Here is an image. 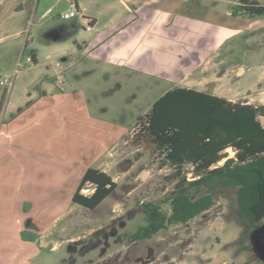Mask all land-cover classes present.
I'll return each mask as SVG.
<instances>
[{"label": "rangeland", "instance_id": "374dc122", "mask_svg": "<svg viewBox=\"0 0 264 264\" xmlns=\"http://www.w3.org/2000/svg\"><path fill=\"white\" fill-rule=\"evenodd\" d=\"M79 1L99 21L94 31H87V23L79 16L65 17L68 0H27L24 12L0 27V77L10 81L0 85V130L9 131L11 123L24 126L15 135L18 146H13L23 159H9L17 165L30 161L34 165L33 151L41 152L44 156L36 163L46 169L41 174V196L34 198L33 190H24L8 200L16 208L9 206L8 215L0 214V264H243L259 260L252 247L245 249L251 246L250 238L240 241L243 230L234 220L236 202L231 190L187 224L169 226L150 239L134 241L133 236L149 224L144 204L160 203L165 214L171 213L164 199L180 180L177 168L163 154L155 147L147 150L143 139L137 138L138 122L175 83L193 86L198 82V89L264 110L263 17L232 14L233 6L247 0ZM257 1L264 5V0ZM20 4L21 0H0V22ZM135 4L155 5L172 15L165 24L160 17L157 26L151 21L146 27L154 36L150 38L153 47L139 48L144 60L135 48L134 58L124 65L96 59L78 48L111 23L132 17L127 5ZM255 20L259 22L248 28ZM66 27L70 31L65 38L54 41ZM137 30L129 33L133 36ZM33 50L38 61L30 63ZM259 119L264 126V116ZM227 152L235 156L232 149ZM91 167L105 171L118 184L94 210L71 199ZM192 168L187 164L182 176L195 179ZM93 192L92 186L82 191L88 196ZM55 215L60 218L56 224Z\"/></svg>", "mask_w": 264, "mask_h": 264}, {"label": "trees", "instance_id": "16d2710c", "mask_svg": "<svg viewBox=\"0 0 264 264\" xmlns=\"http://www.w3.org/2000/svg\"><path fill=\"white\" fill-rule=\"evenodd\" d=\"M233 6L232 14L263 17L264 6L250 0ZM33 62L35 60L32 51ZM264 110L250 103H239L187 87L167 91L136 126L137 138L144 147H155L177 169L180 180L164 199L171 208L165 214L159 203H146L143 211L148 226L140 229L134 241L150 239L161 230L189 221L211 210L226 190L234 191V220L243 230L244 243L250 233L264 223ZM235 152L230 157L228 150ZM224 162L221 166L219 164ZM192 165L195 179L182 176ZM94 187L92 195L82 193ZM111 175L96 168L83 174L73 203L97 209L117 189ZM250 250L251 246H246ZM243 264H263L261 260Z\"/></svg>", "mask_w": 264, "mask_h": 264}, {"label": "crops", "instance_id": "0c3cea01", "mask_svg": "<svg viewBox=\"0 0 264 264\" xmlns=\"http://www.w3.org/2000/svg\"><path fill=\"white\" fill-rule=\"evenodd\" d=\"M152 1H155L157 3L160 0H152ZM26 2L27 0H21V4L19 5L18 9H15L12 12L8 10L9 13H6L7 17H4V19H2V22H0V27L5 25L7 22L6 20H8L9 18L14 17L17 14L23 13L24 8L26 6L25 4ZM75 2L77 3L82 13V16L84 17V19L83 18L82 19L87 24H88V21L91 22V26H92L91 31H94V29L99 24V21L96 18L88 15L87 13L89 12L88 7L85 6L81 1L75 0ZM153 6L155 5L137 6L135 4L130 8L127 5L129 10L132 9L131 10L133 14L132 17L130 18L125 17L122 19V21L111 23V25L105 27V30L97 32L90 42H84L83 45L78 44L77 45L78 48L83 51L84 50L88 51V53L92 54L94 58L103 60L107 63H113V64L118 63L120 65H124L125 63L127 64L128 62H131L132 59L134 58V55H133L134 52H132L134 48H135V51H140L138 58L142 56V59H143L145 57L143 50L139 48L140 47H148V48L153 47V43L150 42L152 41L150 38H153L154 35H152V33H149L146 27L151 23V21L156 22V26H157V21H158V18L160 19V17H164V19L161 18L163 24H165L166 21H170L172 18L171 13H168L167 11H163L160 8H154ZM139 16L142 17V19H140ZM258 22L259 21H256V20L251 22L248 28L252 27ZM124 25H129V26L125 27ZM73 28L76 29V25H73ZM133 28L134 29L138 28V30L136 31L135 35L131 36L130 31ZM59 31L60 32H57V36L54 39V41H59V40L64 39L66 34L70 31V28L69 27L61 28ZM125 31H128V32H125ZM51 35L49 37H51ZM104 48H106L107 51L102 50ZM33 51L35 54V60L38 61L37 52L35 50ZM60 78H62V76ZM158 78L161 80L168 81V82H173V78H167L165 76L164 77L158 76ZM175 87L193 88V89L207 92L213 95L221 96L217 92H208L204 89H198V82L194 84L193 86L189 84L175 83ZM221 97H225V96H221ZM21 110H23L22 107H21ZM7 111H8V108L6 109V112ZM18 125L19 124L11 123L10 127L12 129L10 128L9 131L0 130V137H1L0 139V206L2 207L0 209V214L3 213L4 215H8L9 206H12L15 208L17 206L16 204H13V202L8 201V200L19 197L20 193L24 192V190L28 192H31V190H33L34 195H35L34 198H36V196L38 197L41 196V194L43 193L42 192L43 178H41V174L44 171H46V169H43L37 166L36 162L38 161V158H42L44 155H42L41 152L33 151L35 152L34 153L35 155L33 158L37 160L34 163V165L31 161L27 165L25 164L23 166L17 165L15 161H14L15 163H13V160L9 159L11 157L13 159H15L16 157L19 158L20 156L23 159V156L21 155V153L18 151L16 152L13 149L14 145L18 146L17 144H15L17 142V139H15V135L17 134L20 135V132H22V128L24 127V126H18ZM32 125H34V123L30 124V126ZM31 148H35V146L30 147V149ZM8 155H10V157ZM24 156L30 157L31 155L29 156L24 155ZM46 156L51 157L53 159L51 155H46ZM96 169H99V168H96ZM74 194L71 195V199H73ZM59 219H60L59 215H55L53 222L56 224L57 222H59Z\"/></svg>", "mask_w": 264, "mask_h": 264}, {"label": "water", "instance_id": "95a60500", "mask_svg": "<svg viewBox=\"0 0 264 264\" xmlns=\"http://www.w3.org/2000/svg\"><path fill=\"white\" fill-rule=\"evenodd\" d=\"M253 252L264 264V223L250 233Z\"/></svg>", "mask_w": 264, "mask_h": 264}, {"label": "built area", "instance_id": "2783aa9c", "mask_svg": "<svg viewBox=\"0 0 264 264\" xmlns=\"http://www.w3.org/2000/svg\"><path fill=\"white\" fill-rule=\"evenodd\" d=\"M69 3H70L69 11L65 14V17L66 18H74V17L79 16V17H81V18L84 19V17L82 16V13H81V11H80L77 3L74 0H69ZM263 19H264V15H263ZM86 29L88 31H91L92 30L91 22L88 21V24L86 26ZM28 61L30 63H32L33 56H31L30 58H28ZM9 83H10V81H9V79L6 76L4 78L3 77H0V85L1 86H5V85H7Z\"/></svg>", "mask_w": 264, "mask_h": 264}]
</instances>
